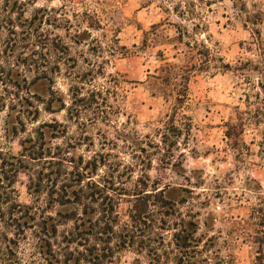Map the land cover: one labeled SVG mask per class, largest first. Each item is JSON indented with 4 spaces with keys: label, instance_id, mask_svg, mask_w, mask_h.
I'll return each instance as SVG.
<instances>
[{
    "label": "rangeland",
    "instance_id": "374dc122",
    "mask_svg": "<svg viewBox=\"0 0 264 264\" xmlns=\"http://www.w3.org/2000/svg\"><path fill=\"white\" fill-rule=\"evenodd\" d=\"M38 10L68 53L51 54L59 72L31 87L36 120L0 111V147L43 143L69 172L92 162L82 185L105 187L110 210L80 206L66 221L58 213L69 206L45 190L47 242L27 229L1 252L12 264H90L94 246L106 257L94 264H254L264 231V0H32L24 19ZM166 65L188 80L165 84ZM18 179V202L32 206L28 176ZM88 219L100 220L96 237L83 233ZM70 232L81 241L67 247Z\"/></svg>",
    "mask_w": 264,
    "mask_h": 264
},
{
    "label": "trees",
    "instance_id": "16d2710c",
    "mask_svg": "<svg viewBox=\"0 0 264 264\" xmlns=\"http://www.w3.org/2000/svg\"><path fill=\"white\" fill-rule=\"evenodd\" d=\"M27 2L25 0H0V31H7L6 39L0 49V111L5 109L16 111L19 121L25 115H28L31 121L36 120L35 116L31 117L38 113V109L32 101L37 97L31 93V87L40 81H50L52 75L59 72L58 61L52 62L51 54L67 55L68 53V48L62 43L60 37L55 35L50 38L43 32V24L50 25L52 18L46 17V10H38L37 14H40L38 17L34 15L31 19H24V9L32 0ZM166 66H168V72L164 77L165 84L173 82L175 87H178L175 83L181 82L182 77L184 82L188 80L184 74L173 70L175 66ZM27 74L31 76L30 80L27 79ZM183 88L185 90L186 86L183 85ZM176 95L179 98L178 92ZM60 110H63L62 104ZM49 154L44 148V144L38 142H33L28 147L24 146L18 154L4 152L0 147V252L2 243H15L24 240L27 229L37 228L35 236L37 240L47 242L43 239L49 237L45 211L38 205L39 198L45 190L53 191L52 203H57L61 207L69 206L65 215L58 213L60 217L64 216L66 221L76 218L80 206L83 207L85 215H88L86 213L88 206L93 204L97 206L99 213H109L110 209L107 210L105 206V201L109 198L107 189L96 184L93 186L82 185L83 178H91L94 173V169L88 170L92 162L83 167L76 165L75 171L69 172L55 166L60 165L65 159H59V162L53 163ZM35 163L40 164V170L33 169L32 172L30 169ZM21 174L28 176L26 188L28 194L34 199L32 206L21 204L17 200L15 185ZM49 183L50 188L47 187ZM90 191L91 193H88ZM260 218L259 225L264 227V217ZM99 221L96 219L95 224ZM88 223L89 225H86L87 228H85V223L82 221L83 233L93 232L94 237L101 233L98 231L100 230L98 224H96L98 229L93 231L95 224L92 225L91 219H88ZM56 226L52 225L53 232H55ZM9 231H12L14 239L7 235ZM261 234L263 238L257 239L258 256L254 264H263L261 255L264 250V231H261ZM77 238L78 234L70 232L69 241L66 243L67 247L71 243L81 241ZM5 249L8 252L11 250L8 246ZM102 251L103 249H97L94 246L83 260H87L90 264H94L97 260H103L106 257L101 253ZM52 258H54V264H66L67 262L65 256L62 261L58 257L52 256ZM0 264H12L7 253H0Z\"/></svg>",
    "mask_w": 264,
    "mask_h": 264
}]
</instances>
